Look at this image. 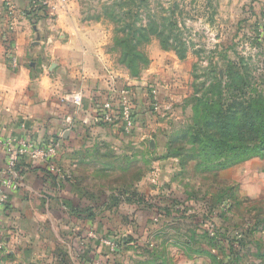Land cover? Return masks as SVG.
<instances>
[{"label":"crops","instance_id":"1","mask_svg":"<svg viewBox=\"0 0 264 264\" xmlns=\"http://www.w3.org/2000/svg\"><path fill=\"white\" fill-rule=\"evenodd\" d=\"M75 21L69 2L0 0V137L60 143L51 163L24 159L19 166L21 187L9 194L2 219L5 251L0 253V264H47L49 259L59 264L57 258L64 252L72 259L75 254L96 261L108 249L107 240L114 238L109 226L114 217L125 220L126 213L120 210L125 205L142 206L150 216L151 209L160 211L164 206L172 227L190 221L186 202L173 195L174 199L161 197L160 185L150 184V172L128 184L110 185L114 173L124 172L138 159L166 155L168 139L159 140L162 153H158V141L152 147L154 141L147 139L145 130L137 133L142 124L128 134L122 123L110 125L97 118L107 99L117 102L124 90L131 99L136 97V90L126 86L135 85L137 78L114 59L103 39L95 40ZM77 92L83 94L81 108L68 102L69 95ZM162 157L153 170L163 180L184 174L178 158ZM260 160L227 170L230 177L244 176L245 196L252 199L264 198ZM5 161L0 148V186ZM248 211L246 228L253 231L241 248L240 264H264V202L248 205ZM150 233L153 239L158 235L153 229ZM177 235L182 247L168 249L177 264H211L198 254L185 258L193 254L187 250L193 245L191 234ZM192 236L197 239L199 233ZM217 250L212 248L215 254Z\"/></svg>","mask_w":264,"mask_h":264},{"label":"rangeland","instance_id":"2","mask_svg":"<svg viewBox=\"0 0 264 264\" xmlns=\"http://www.w3.org/2000/svg\"><path fill=\"white\" fill-rule=\"evenodd\" d=\"M117 1L68 0L71 8L74 9L78 27L93 33L95 40L103 39L106 42V49L113 54L114 59L120 60V52L115 45L117 26L108 16V12L118 13L122 10L116 6L120 2ZM173 4L178 5L179 8L176 10ZM150 5L156 13H160L162 8H172L178 13L180 27H183L190 52L185 60H181L175 51L164 50L161 42L153 38L142 48L150 63L136 79V84L128 85L126 88L136 90V97L131 102L134 119L138 124L135 130L142 124V129L138 128L137 133L140 134L145 130L148 134L147 139H153L155 148L158 141L160 146L158 153H162L159 140L162 137L167 138V143L172 144L171 151L175 152L183 144L179 139L180 133L192 118L191 109L184 111L183 107L186 100L194 93L193 74L196 63L200 65L197 73L201 74L208 67L209 59H224L223 54L227 51L229 59L235 61L245 59L252 75L264 82V0H150ZM143 17L144 22H148L146 14ZM262 89L264 90V83ZM146 152L141 151L142 156L146 155ZM160 157H162L160 154L151 157V160L140 157L137 163L129 166L124 172L114 173L110 177V185L128 184L139 175L150 172V184L160 185L161 197L169 199L168 195H170L171 199L176 198L186 202L190 221H186L184 226L172 227L166 220L164 206L160 211L151 209L150 216L142 206L125 205L120 209L126 213L125 220L114 217L115 222L109 225L115 231L114 238L108 239L107 242L120 243L123 238L130 237L134 239V244H130L129 248L123 246L115 251L112 250L111 244H107L108 249H104L102 257L97 258L96 261L85 260L84 257L75 254L72 259L64 252L59 255V260L55 257L59 264L88 262L90 264H177L175 258L168 252V249L175 250L182 247L180 237L178 235L175 237L176 233L183 234V238L186 237L185 234H191V239L195 238L192 235L199 233L192 245L194 249L200 244L205 248L206 245H212L208 233L211 236L218 233L221 240L218 250L215 251L217 254L213 256L205 253L197 256L211 264L214 262L213 257L223 264L235 262L237 252L231 250L230 239L237 234V231L246 228L245 221L248 213L250 214L248 205L255 202L262 204L264 198L252 199L245 196L244 176L235 178L233 174L230 177L227 171L230 168L216 175L204 169H197L196 161L189 158L186 160L185 172L180 178L163 180L160 173L153 170L154 166L158 167L162 162V160L158 161ZM260 161L264 164V159ZM242 166L244 165L241 164ZM257 183L260 184V179ZM152 221L157 224H151ZM121 222L124 224L121 225ZM152 229L154 233L158 231L154 239L150 238L151 235H147ZM200 237L202 238L199 239ZM194 249L191 250L193 254L185 258L196 256ZM238 257H240L238 261L243 262L241 253ZM53 263H56V260L52 262L49 259L47 262V264Z\"/></svg>","mask_w":264,"mask_h":264},{"label":"trees","instance_id":"3","mask_svg":"<svg viewBox=\"0 0 264 264\" xmlns=\"http://www.w3.org/2000/svg\"><path fill=\"white\" fill-rule=\"evenodd\" d=\"M118 1L116 6L122 10L108 12V16L117 26L115 45L120 52L118 60L133 78H139L150 63L142 48L153 38L161 42L164 50L175 51L181 60L188 57L190 46L175 10L162 8L160 13H156L150 0ZM175 6L177 10L179 6ZM144 14L148 22H144ZM223 57L209 59L208 67L201 74L197 73L199 63L194 66V93L183 107L184 111L191 109L192 118L181 131V137L178 136L183 144L174 152L171 151L172 144L168 143L167 153L162 157L178 158L183 171L188 158L196 161L197 169L216 175L249 160L264 159V82L252 75L245 59H229L227 51ZM251 231L244 228L230 239L231 250L237 252V258L234 263L224 264H240L238 254ZM217 234L211 236L208 233L212 245H206V248L200 245L196 249L189 245L187 250L214 256L212 248L217 249L221 240ZM195 241L192 238L193 244ZM115 244L120 250L123 246L129 248L134 242L127 237ZM213 260V264H223L215 257Z\"/></svg>","mask_w":264,"mask_h":264},{"label":"built area","instance_id":"4","mask_svg":"<svg viewBox=\"0 0 264 264\" xmlns=\"http://www.w3.org/2000/svg\"><path fill=\"white\" fill-rule=\"evenodd\" d=\"M61 2L66 4L68 0H61ZM44 5H46V2H44ZM131 100L130 93L126 90L122 91L117 102L109 98L100 106V109H98L96 113L97 118L110 125L122 123L125 132L128 134L131 133L136 126ZM68 102L71 105L81 108L84 102L83 94L77 92L73 95H69ZM0 148L6 154L5 167L3 169L0 186V251H5V243L2 237V219L8 203L9 194L19 191L21 187V183L18 179L20 164L24 159H31L47 164L51 163V160L57 155L60 143L54 142L52 145H46L26 136L0 137ZM51 169L52 171L55 170L53 168ZM108 242L107 244H111ZM111 245L112 250L115 251L117 249L116 244Z\"/></svg>","mask_w":264,"mask_h":264},{"label":"water","instance_id":"5","mask_svg":"<svg viewBox=\"0 0 264 264\" xmlns=\"http://www.w3.org/2000/svg\"><path fill=\"white\" fill-rule=\"evenodd\" d=\"M151 146L154 147L155 146V143L154 142H151Z\"/></svg>","mask_w":264,"mask_h":264}]
</instances>
